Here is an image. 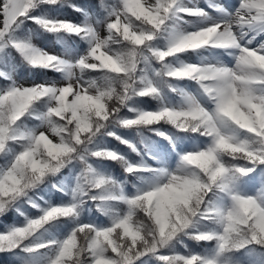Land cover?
<instances>
[{
    "label": "snow or ice",
    "instance_id": "obj_1",
    "mask_svg": "<svg viewBox=\"0 0 264 264\" xmlns=\"http://www.w3.org/2000/svg\"><path fill=\"white\" fill-rule=\"evenodd\" d=\"M189 3L99 0L102 33L73 0H0V53L15 50L30 67L62 76L24 84L0 68V217H23L0 230V264H264V0H208L216 15ZM56 5L84 19L45 13ZM186 17L199 21L193 30L182 26L193 23ZM27 21L88 47L75 58L57 55L20 35ZM204 48L230 62L180 59ZM92 72L100 75L86 79ZM182 80L195 82L196 93L173 83ZM161 81L179 103L167 101ZM143 97L157 106L129 104ZM27 119L37 123L29 127ZM161 122L203 137L202 146L178 150L179 136L154 127ZM114 127L134 129L145 149V130L168 140L175 165L151 151L157 163L149 164ZM104 135L141 158L97 144ZM93 159L118 163L139 181L135 190L126 192ZM69 166L79 169L74 183L52 185L69 199H37L36 189ZM88 201L108 223L80 222Z\"/></svg>",
    "mask_w": 264,
    "mask_h": 264
},
{
    "label": "trees",
    "instance_id": "obj_2",
    "mask_svg": "<svg viewBox=\"0 0 264 264\" xmlns=\"http://www.w3.org/2000/svg\"><path fill=\"white\" fill-rule=\"evenodd\" d=\"M95 2L97 3L98 1L95 0ZM106 3L112 4V3H114V0H106ZM103 14H104V11L102 9H100L99 6H97L96 7V17L101 18V16ZM157 43L160 44L161 41H157ZM18 63H19V61H17L16 59L14 61L6 60L5 67H9L12 64H16V68H18L19 67V65H17ZM22 68L26 69V70H31V69H28L24 66H22ZM2 69H5V68H2ZM33 69L34 68H32V70ZM7 72L10 73L9 70H7ZM99 75H100V73H98V72H92V73H87L85 77H89V76L98 77ZM157 103H158L157 100H154V99L149 98V97L136 98V100L133 102L129 101V104H135V105H138V106L143 107V108H155L157 106ZM37 107L39 110H43V106L41 104H38ZM122 114H127L129 116L132 115V113H129L126 108L122 109ZM33 121H34L33 123L32 122H26V121H25V123L29 127H32L37 123V121H35V120H33ZM154 127H158L165 132L170 131V132H172V134L174 136H179V139L176 140L177 147L184 146L185 143L189 140H191L190 142H202L204 139L203 137L196 138L195 134L188 135V134L178 133L177 130L173 128V126L166 124V123H163V122H161V124H159V125H155ZM111 130L117 132L121 136H124V137L132 140L133 142H136L137 147L141 150V152L145 153L144 158L149 164L152 163V160H149L150 157H148L146 153L150 151L149 146L151 143H154V142L155 143H157V142L167 143L168 147H171L168 140L164 139L163 137L157 136L154 133L146 131V130L143 132V137L145 138L144 144H146L148 146L147 149H145L143 144H140L141 137L136 135V132L134 129L114 127ZM96 143L100 144L101 146L107 145L108 147L116 148L120 152L126 154L129 159L139 160L141 158L140 156H137L136 153H133L130 148H128L126 145L120 144L119 141H116L113 137H110L107 135L98 136L96 139ZM114 144H117V146L113 147L112 145H114ZM183 148H185V146ZM92 163H94V165L98 169H100L106 173H110L111 175H113L115 177L119 176L120 174H124L125 175L124 188H125V191L128 193H131L135 190L133 188L134 183H137V184L139 183V181L136 179V177H126V174L123 172V169L116 162L108 161V160H95V159H93ZM152 165L155 166L154 164H152ZM111 167L116 172V175L112 174L110 172ZM69 171H72V168L70 166L66 167L65 169H63L61 171V173H58V174L52 176L48 181H46L44 184H42L35 191L36 198L39 199L40 197H43L44 200H48L49 199L48 196L50 193H51L50 196L53 198V200H57L60 197L65 196L63 193L58 192L56 189L52 188V185L57 184V185H68L69 186V183H68ZM89 202H90V205L87 206V208H86V209H88V213H83L82 215L79 216L80 222L96 223V224L108 223V217L104 216L102 213L97 211V209L95 208L92 201H89ZM40 203H43V200H41ZM24 206L25 207H23V208L25 210L26 209L32 210L28 207V205L25 204ZM17 217H20V216H18L14 212L7 213L6 215L0 217V226L6 222L13 220V219L15 220ZM80 217H82V218H80ZM67 224L70 227L72 224V221L68 220ZM64 230L66 231L67 229H64ZM185 243L189 244V246L193 247L196 251H203L204 250L203 248H200L199 246L195 245L194 242L187 240V238H185ZM205 247H207V245H205ZM177 248L179 250H182V247L179 244L177 245ZM151 263L155 264V261H153L151 259L147 260V264H151Z\"/></svg>",
    "mask_w": 264,
    "mask_h": 264
},
{
    "label": "rangeland",
    "instance_id": "obj_3",
    "mask_svg": "<svg viewBox=\"0 0 264 264\" xmlns=\"http://www.w3.org/2000/svg\"><path fill=\"white\" fill-rule=\"evenodd\" d=\"M73 2L76 3L77 5L80 4L81 7L88 9L89 13L91 14L89 16L90 22H92L93 24H96V27L103 33L104 32V24L102 22L97 24L96 21L97 20L102 21V19H103L102 17H104L105 13L101 16V19L95 17L96 8L94 10L93 0H73ZM218 2H219V0H218ZM184 3L189 4V6H191V4L189 3V0H184ZM191 3L198 4L200 7L202 6L201 2L197 1V0H191ZM97 6H99V5H97ZM44 11L47 15H49L51 17L71 19L75 22H80L84 19L83 15H81L78 12H75L73 9H68L66 7V5L49 6ZM210 14L216 15V13L214 11L211 12ZM186 19L193 22V23H185L182 25L185 29H187L189 31L193 30L194 24L199 22L197 20V18H195V17H186ZM29 29L31 30V32H29ZM42 31H44V30L39 28V26L34 25L31 21H27L26 26L20 31V35H30L33 43H35L37 46L44 48L48 51L54 52L57 55L66 56L68 58H75V57L83 54L84 51L88 47V44L84 40H81L79 37H69L67 35H62V34H59L57 36V39L59 41L60 46L56 47L55 44L48 39V37L42 35V33H43ZM257 39H259V38H257ZM66 40L70 44L72 43V45H70ZM160 44L162 46L163 41H161ZM55 50H57V51H55ZM6 52H7V50L5 51V53H0V58H2V59H0V68H5L4 65L6 62ZM13 53L16 54L17 56H19V54L16 53L15 50H13ZM180 56H183L185 58V61L190 62V63H199L202 60L204 62H215V60H217V59H221L225 62H230V59H231L230 57L221 55L219 50L210 49V48L200 49L199 53L196 56H193L192 53H183ZM20 59H21V57H20ZM21 61L24 62L22 59H21ZM173 62H175V61H173ZM158 66L159 65H156V67H158ZM37 75H39V76H37ZM14 79L18 83H24V84H31L33 82L40 83V82H43L44 80H49V79L61 80V82H62L61 73L46 70V69H41V68L38 69V73L34 72L30 75L25 73V72H20L19 75L18 74L15 75ZM0 81H1L0 84L6 83V81H2V80H0ZM189 83H190L189 86L191 87V90H193V93H196L198 86L195 84V82H189ZM162 84L163 83L161 81L160 86L164 90V87L162 86ZM179 85H180V87L188 89L187 83L184 84V82H180ZM163 94L165 96H168V97L170 96V93L168 91H164ZM135 100H136V98L134 100H131V102H133ZM172 101L173 102H170V101L169 102L172 104L179 103L180 97H172ZM27 120H30V119H27ZM161 155H163L173 166L175 165L176 153L168 154L167 151L165 150V148H163L161 151ZM29 211H32V210H29ZM15 223H21V220H17Z\"/></svg>",
    "mask_w": 264,
    "mask_h": 264
}]
</instances>
